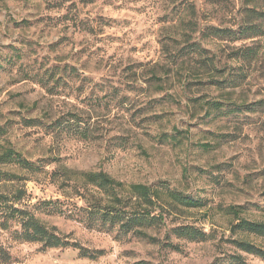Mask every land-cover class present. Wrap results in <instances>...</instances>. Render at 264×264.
<instances>
[{
	"label": "rangeland",
	"instance_id": "1",
	"mask_svg": "<svg viewBox=\"0 0 264 264\" xmlns=\"http://www.w3.org/2000/svg\"><path fill=\"white\" fill-rule=\"evenodd\" d=\"M240 2L0 0V154L11 149L48 174L60 167L103 171L206 204L169 209L167 225L149 231L156 243L109 225L90 228L84 201L66 198L51 175L0 165V173L22 178L1 182L0 194L23 189L17 207L77 245L45 250L21 243L20 226L10 221L0 227V246L12 264H237L234 255L264 264L227 241L228 219L214 210L243 206L250 220L264 221V37L234 43L205 36L209 27L237 30L246 18ZM185 13L197 24L193 42L207 51V63L185 59L183 68L155 80L152 68L166 66L164 27L179 25ZM246 48L258 49L252 62L236 59ZM204 100L251 109L206 117ZM181 225L213 239L174 240L178 251L162 245ZM80 248L103 254L82 258Z\"/></svg>",
	"mask_w": 264,
	"mask_h": 264
},
{
	"label": "trees",
	"instance_id": "2",
	"mask_svg": "<svg viewBox=\"0 0 264 264\" xmlns=\"http://www.w3.org/2000/svg\"><path fill=\"white\" fill-rule=\"evenodd\" d=\"M240 5L245 12L246 18L239 24L237 30L230 28L209 27L207 38L228 40L232 42L245 41L264 37V0H240ZM187 13L191 16L196 14L193 4H189ZM186 13L178 18L179 25L164 27L167 32L160 40L161 53L166 63L159 70L152 68V78L158 81L165 80L173 71L174 66L184 67L185 59L193 58L201 65L206 64L204 55L207 53L200 45L193 42V36L197 32L196 22L192 19L185 20ZM180 31V32H179ZM236 59H244L252 62L258 56V49L246 48L237 54ZM182 58V59H181ZM181 59L180 64H177ZM209 59V58H207ZM178 68V69H181ZM179 72V70H177ZM241 75V74H240ZM200 101V100H199ZM251 105H236L216 100H204L201 109L205 116L212 114L229 116L234 112L243 113L251 109ZM69 122L66 124L69 126ZM55 125V124H52ZM82 136L87 135L82 130ZM161 137H168L164 134ZM175 138V136H171ZM16 165L22 170L33 175L48 172L42 166H37L13 150L9 149L0 154V165ZM53 183L57 184L66 198H80L86 204L88 211V225L90 228L97 224L104 227L109 225L125 234H133L145 240L158 242L159 240L149 234L151 230H160L166 226L169 209L191 210L206 207L202 201L184 196L176 191L163 187H155L140 183H123L115 180L103 171L78 172L65 167H60L50 174ZM21 180L9 173H0V183L11 180ZM26 198V192L19 188L12 195L0 194V227L7 229L10 221L16 222L20 230L16 233V240L21 243L38 244L42 249L77 248L76 244L67 241V237L58 233L55 227L49 226L37 218L30 210L21 209ZM219 214L228 219L230 238L227 240L236 250L247 255H252L264 260V247L256 241H264V221L250 220L246 216L243 206L230 205L227 207L217 206ZM171 235L166 236L168 242H161L172 250L180 248L174 244V240H186L188 242H207L213 239L212 233L193 225H181L170 230ZM173 237V238H172ZM165 241V240H164ZM103 252H89L80 248V256L87 259H96ZM237 264H245L240 255L230 257ZM0 263L12 264L9 252L0 246Z\"/></svg>",
	"mask_w": 264,
	"mask_h": 264
}]
</instances>
